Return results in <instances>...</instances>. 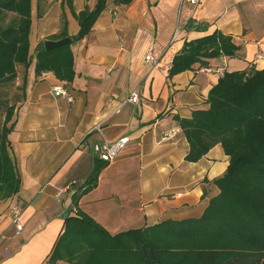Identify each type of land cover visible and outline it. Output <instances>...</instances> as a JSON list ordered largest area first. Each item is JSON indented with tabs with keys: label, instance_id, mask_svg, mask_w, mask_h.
Listing matches in <instances>:
<instances>
[{
	"label": "crops",
	"instance_id": "obj_1",
	"mask_svg": "<svg viewBox=\"0 0 264 264\" xmlns=\"http://www.w3.org/2000/svg\"><path fill=\"white\" fill-rule=\"evenodd\" d=\"M62 2L31 0V61L27 69L16 67L13 86L21 93L24 84L25 97L8 136L20 190L0 201V264H49L63 215L69 209L73 215V188H83L96 160L92 146L102 139L129 140L78 207L109 234L199 218L219 194L213 181L225 173L228 157L218 144L186 163L189 147L175 117L190 119L193 111L206 110L208 92L223 73L264 69V0H201L197 7L181 0H133L127 6L106 0L91 32L71 44L73 81L65 84L50 72L35 75V48L59 32ZM95 3L72 0V7L78 13ZM63 11L74 36L77 21L67 6ZM215 30L233 38L236 56L168 78L184 41ZM149 52L155 68L144 62ZM59 86L70 100L54 95ZM133 92L139 103L121 104ZM13 208L20 212V231Z\"/></svg>",
	"mask_w": 264,
	"mask_h": 264
},
{
	"label": "trees",
	"instance_id": "obj_2",
	"mask_svg": "<svg viewBox=\"0 0 264 264\" xmlns=\"http://www.w3.org/2000/svg\"><path fill=\"white\" fill-rule=\"evenodd\" d=\"M133 0H114L127 6ZM67 6L79 30L69 36L63 8ZM106 0L76 13L72 0H63L60 30L48 40L70 38L72 44L92 30ZM43 11L37 8V17ZM31 0H0V201L18 194L20 178L9 151L8 136L15 126L14 111L25 97L24 84L13 102L9 98L17 66L30 65ZM239 46L219 30L184 41L168 70V78L208 67V61L234 58ZM35 75L50 72L65 84L73 81L71 45L45 50L40 41L34 52ZM206 110L190 119L175 117L188 143L185 162L201 159L220 145L228 157L225 173L215 179L219 194L199 218L167 220L141 229L109 234L79 207L80 198L93 190L108 163L95 160L83 188H73L71 211L48 255L47 263L68 264H264V69L225 72L208 92Z\"/></svg>",
	"mask_w": 264,
	"mask_h": 264
},
{
	"label": "built area",
	"instance_id": "obj_3",
	"mask_svg": "<svg viewBox=\"0 0 264 264\" xmlns=\"http://www.w3.org/2000/svg\"><path fill=\"white\" fill-rule=\"evenodd\" d=\"M201 3V0H181V4H188L192 7H197ZM144 62L151 68H155L158 64L157 60L153 57V54L149 52L145 57H144ZM54 95L55 96H62L65 97L66 99L70 100L71 98L68 96L67 92L59 87H55L54 90ZM126 103H132V104H138L139 103V96L133 92L130 94V96L124 100L121 101V104H126ZM93 130H96L97 132L100 133V129L98 126L94 127ZM171 135H167L166 138H169ZM128 138L123 137L117 140L114 143H108L106 140L102 139L101 141L94 143L92 146V152L96 159L105 162V163H111L112 161L116 160L120 153L125 149L127 143H128ZM13 213V223L16 226V230L20 231L21 226L18 222V216H19V209L18 208H13L12 209Z\"/></svg>",
	"mask_w": 264,
	"mask_h": 264
},
{
	"label": "water",
	"instance_id": "obj_4",
	"mask_svg": "<svg viewBox=\"0 0 264 264\" xmlns=\"http://www.w3.org/2000/svg\"><path fill=\"white\" fill-rule=\"evenodd\" d=\"M72 41L70 38H64L61 40H57V41H53V40H45L43 42L44 48L45 50L49 51V50H53L55 48L64 46V45H71ZM70 213V209L67 210V212L63 215L64 218L68 217Z\"/></svg>",
	"mask_w": 264,
	"mask_h": 264
},
{
	"label": "rangeland",
	"instance_id": "obj_5",
	"mask_svg": "<svg viewBox=\"0 0 264 264\" xmlns=\"http://www.w3.org/2000/svg\"><path fill=\"white\" fill-rule=\"evenodd\" d=\"M14 86V85H13ZM20 96V92L16 90L15 88H9V98L13 102L14 100H17Z\"/></svg>",
	"mask_w": 264,
	"mask_h": 264
}]
</instances>
